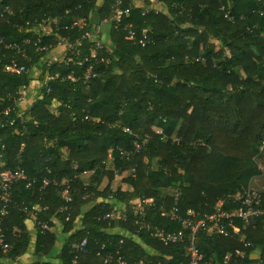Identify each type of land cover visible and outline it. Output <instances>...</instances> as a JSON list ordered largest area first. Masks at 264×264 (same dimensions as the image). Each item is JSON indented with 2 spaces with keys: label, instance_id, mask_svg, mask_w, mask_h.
<instances>
[{
  "label": "trees",
  "instance_id": "1",
  "mask_svg": "<svg viewBox=\"0 0 264 264\" xmlns=\"http://www.w3.org/2000/svg\"><path fill=\"white\" fill-rule=\"evenodd\" d=\"M121 1V8L129 11L117 26L108 21L115 0H102L100 5L97 0H0L4 39L0 42V119H5L2 114L7 108L13 115L17 90L31 85L32 67L39 60L44 58L43 72L57 74L49 81L50 92L43 86L40 97L24 112V123L16 119L6 131L0 130V168L21 166L28 175L12 188L18 207L10 209L6 218L0 214L4 241L15 242L0 256L15 259L27 252L26 223L35 217L33 207L39 208L40 221L52 226L51 218L56 216L65 228L62 245L53 231L39 235L35 257L58 248L55 258L63 264H71L75 256L66 237L74 226L79 227L76 236L89 240L79 264H103L97 254L101 248L116 258L115 250L121 246L119 257L129 263L183 261L178 245L163 244L131 223L97 219L99 211L129 210L143 198H153L167 209L175 207L179 213L203 212L217 198L250 189L260 193L264 207V0ZM47 20L54 21L52 34L34 35V29ZM106 21L110 40L101 37L97 62L88 40L80 41L77 48L64 43L74 42L96 25L102 36ZM53 40L68 48L67 56L57 62L48 61L46 51H39L51 47ZM9 41L24 47L26 56L5 49ZM14 57L24 65V73L11 74L2 67ZM78 60L82 63L76 64ZM91 64L95 76L86 78L82 70ZM195 94L215 97L217 102L232 95L242 133L222 128L205 109L187 108ZM55 102L58 114L50 110ZM144 140L135 151V143ZM110 148L114 153L108 161ZM258 178L261 189L253 186L259 187ZM73 186L102 197L100 207L90 203L71 212L79 200ZM67 188L74 191L69 202L62 195ZM128 217L139 218L131 211ZM256 225L244 230V241L221 236L208 244L201 236V251L213 260L211 264H223L225 255L236 250L246 253L242 261L254 263L249 255L264 243V218ZM122 227L132 236L114 233ZM248 242L251 247L245 246ZM171 256L175 260L169 261Z\"/></svg>",
  "mask_w": 264,
  "mask_h": 264
},
{
  "label": "built area",
  "instance_id": "2",
  "mask_svg": "<svg viewBox=\"0 0 264 264\" xmlns=\"http://www.w3.org/2000/svg\"><path fill=\"white\" fill-rule=\"evenodd\" d=\"M121 0H115L114 4L111 7V16L108 21H113L115 25H119L122 22V17L128 14L127 8H121ZM75 24V23H74ZM78 26H81V23H77ZM116 26V27H117ZM101 33H100V25H96L92 27V29H87L85 33H83L79 38H76L74 42H70L68 39L64 41V43L68 47H76L77 44L82 40H88L90 43V49L92 50V58L95 59V62L98 61V55L100 50L103 48V43L101 41ZM4 39L0 37V42ZM27 42L29 39L26 40ZM4 42V41H3ZM4 48L15 51L18 55L25 57L26 50L24 47H20L19 44L13 43L11 41L4 43ZM47 46H42L39 48V51H47ZM79 51V50H78ZM68 53L64 55L63 58L67 56ZM59 59L57 57L52 58L53 62H57ZM82 63L79 61L76 64ZM2 67L11 74H19L24 73L26 70L24 65L19 64L18 58L14 57L10 63L3 64ZM82 69V68H81ZM83 75L86 78L91 76H95V72L93 71L92 64L87 66L82 70ZM69 78L74 80V78L69 75ZM57 78V74H53L52 72H47L45 75V85L47 86V92H50L49 81L55 80ZM27 87H23L21 98L24 99L26 95ZM32 105V104H31ZM30 105V106H31ZM29 106V107H30ZM28 107V108H29ZM14 109V107H13ZM10 108H7L3 111V117L5 119H0V130L6 131L9 125H12L16 119L19 122L24 123L23 119L25 109L16 106L13 111V115H11ZM126 131L130 132L127 128ZM146 142L144 140L142 143H135V151H139L141 146ZM24 140H22L20 144V149L22 150L24 147ZM264 146V142L262 143L261 148ZM113 149L110 148L107 150V158L108 161L113 159ZM121 156L123 155V151L119 150L118 152ZM130 155V154H127ZM27 174L24 167H18L15 169L3 170L0 168V214L6 218L9 214L10 209H16L18 205L13 202V194L12 188L22 180L27 178ZM44 185L48 184V180L44 179ZM93 184V186H95ZM73 189L67 188L63 191L62 195L66 198V202H69L73 198ZM260 193L256 190H246L236 195L227 197V198H217L213 200L205 209V211H200L199 209H190L186 210L183 213L177 212L175 207L171 209H167L164 205L159 206L158 203L153 198H143L137 201L129 210L120 207L119 209H115L114 211L102 212L99 211L97 214V219L101 221L108 222H117L121 221L123 223H131L134 226L138 227L140 231H147L149 234L155 238L157 241L166 244V245H178L182 249L181 257H183V261L179 260L177 263H168V264H211L213 260L207 259L205 254L201 251L199 246V240L201 236H205V241L209 244L210 239H219L221 236H231L234 238H238L241 241L243 240L244 230L252 227L255 229L257 227L256 222L258 219L264 218V207L262 205ZM94 197L84 191L81 193V199L84 203L91 202L90 198ZM95 198V197H94ZM94 205L98 204L96 202H92ZM97 206V205H95ZM31 211L34 214V218L32 220L34 231L30 233V243L29 248L32 250L33 254L35 251L36 238L39 235L46 234L49 231V226L47 222L40 221L38 219V207H33ZM72 211V206L70 208ZM25 212L28 211L27 208L23 209ZM129 211L133 212L135 216L139 218L129 219L128 213ZM69 218V215L66 216V219ZM156 219L165 221L169 226H177V229H172L165 226H160ZM135 221V222H132ZM78 226H74L71 233H69L66 237L69 239V246L74 251L75 256L72 259L71 264H79V256L80 252H84L87 244V237H79L76 236V231L78 230ZM112 231L111 229L108 232ZM115 231V230H114ZM128 234H127V233ZM125 237H131L130 232L126 231V229H121L120 232ZM14 238L17 240L21 239L20 234H14ZM5 232L0 228V251L3 254L7 253L11 250L15 242L7 243L4 241ZM143 245V242H140ZM251 242H248L245 246L251 247ZM62 245V244H61ZM259 250H252L250 253V257L255 258V262L251 264H264V243L259 247ZM123 248L122 246L115 250L117 253V257L115 258L113 254L104 249L103 247L97 253L99 256L103 258V264H161V262H154L152 259H136L132 263H129L123 257H119ZM27 252L23 255H27L30 257V252ZM246 253L244 251L236 250L234 252L228 253L225 255L223 264H227L226 259L230 256H234L235 264H247V262L242 261ZM22 256H16L14 258H10L7 256H0V264H8L11 259H14L13 264H19ZM42 255V254H40ZM50 255V254H49ZM49 255H42L41 257H30L27 264H43L44 262H51V264H63L60 259L54 257V259L47 260L46 258ZM169 261L175 260L173 256L168 258Z\"/></svg>",
  "mask_w": 264,
  "mask_h": 264
},
{
  "label": "rangeland",
  "instance_id": "3",
  "mask_svg": "<svg viewBox=\"0 0 264 264\" xmlns=\"http://www.w3.org/2000/svg\"><path fill=\"white\" fill-rule=\"evenodd\" d=\"M97 1H98V5H100L102 3V0H97ZM17 2L20 3L21 0H17ZM166 21H170V20L168 18H166ZM53 23H54V21L47 20L44 23H42V25H39L37 29H34V31L32 33L34 35H37V34L38 35H51L52 34V24ZM102 26L104 28L103 29V32H102V37L105 38L107 41H109L110 39H108V37H109L108 22L106 21L105 23H103ZM109 43L110 42L106 43V46H108ZM126 43L129 44V39H128V41L126 40ZM30 44H32V41L31 40H30ZM75 48H77V47H75ZM67 50H68V48H67V46L63 42H61L59 40H55V41L53 40V42L51 43V47H48V50L46 51L45 56L48 58V61H51V59L52 58H55V57H57L59 59V61H60V60L63 59L64 55L66 53H68ZM76 51L79 52L78 49H76ZM43 61H44V58H43L42 61L39 60L37 62V65L34 66V67H32L33 70L31 71V74H33L34 77L30 81L32 87L29 88V90H28L29 93H26V96L27 95H31V97L34 98V99L42 94V92H43L42 91V88H43V86H45V75H46L45 72H46L47 69L43 72V70L41 68V65L43 64ZM79 61L80 60H78L76 63H78ZM48 64H50V63H48ZM46 65H47V63H46ZM187 65L190 68L192 66L191 63H187ZM19 91L20 90H17V92H19ZM188 91H190V90H188ZM196 95L197 94H195V98H191L190 99L192 103H190L187 106V108L191 107L192 105H196V106L197 105H200L201 107L209 106V109L210 110L211 109L212 110L215 109V105L212 104V103L210 104L211 98H207V97H210V96H204L203 100L201 102H198V99H197V96ZM21 96H22V91H20L19 97L16 99L15 104L13 106L16 105V106L21 107L22 105L26 104V102L27 103H30L32 101L30 98H27L26 100H24V99L21 98ZM57 104H58V102H55L54 105L50 108V110L54 114H58V112H59L58 109L56 108L57 107ZM228 105L229 104H225V106H228ZM228 112L231 113V114L233 112L232 116L231 117H228L227 122H226V124L229 125L228 128L229 129H232L233 126L230 127V124L231 123H235L234 121H236L235 120V116H234L233 108H231V110L228 109ZM236 124H237V122H236ZM180 131H181L182 134L185 133V131H186L185 125L182 126V128H181ZM230 132L233 133L234 131L231 130ZM38 158H39V160L42 159V158L43 159H46V157H41V156H38ZM156 166H157V164H155V167ZM146 167H147V164H144V168H146ZM116 179H119V177H117ZM257 184L259 185V187H257L255 184L253 186H255L256 188L261 189L260 187L262 186V181L260 180V178H258ZM74 190H75V195L77 196V198H79V200L76 201V203L72 206V212L77 213V211L79 210V207L81 209V205H87V204H90V203L96 202V201H97L98 204H95V205H97V207H100V204L99 203H102V200H103L102 197H98V198L91 197L90 198V201L91 202H88V203L85 204L82 201V199H81V193L84 190H81L80 188H77V187H74ZM73 193H74V191H73ZM32 220H30V221H28L26 223L27 224V228L30 231V233H32L34 231L33 224H32ZM51 220H54V222H52V226L47 223L48 226H49V231H53L55 233L56 239L58 238L59 239V242L60 241H63V231L65 229L64 228V224L61 222V219H59L56 216H53L51 218ZM122 228H123V230L126 229L125 227H122ZM115 232H118V231L115 230L114 233ZM60 244H62V243L60 242ZM57 249H55L53 251L51 250L48 254H45V255H49L50 254L46 259L47 260L54 259L55 255L58 253ZM28 250H29L28 252H30V257L34 258V255H36V254H33L32 250L29 247H28ZM30 257H27V255H23V257L21 258L19 264H27L28 263V260L30 259ZM226 261H227V264H235L234 263V256H230L229 255V258H227Z\"/></svg>",
  "mask_w": 264,
  "mask_h": 264
},
{
  "label": "crops",
  "instance_id": "4",
  "mask_svg": "<svg viewBox=\"0 0 264 264\" xmlns=\"http://www.w3.org/2000/svg\"><path fill=\"white\" fill-rule=\"evenodd\" d=\"M32 87L31 85L27 87L26 89V93H29V88ZM39 92V91H38ZM197 96V95H196ZM40 97V96H38ZM36 97V98H38ZM27 98H30L32 101L30 103H27L22 105L21 108L27 110L28 107L33 103V101L36 99L32 98L31 95H25V98L24 100H26ZM195 98V97H194ZM204 97H201V96H197V99H198V102H201L203 100ZM207 98H211L210 100V104H214L215 105V109H209V106H206V107H201L200 105H197L198 107L202 108V109H205L207 110L213 117L214 121H216L217 124H219L222 128L226 129V130H233L234 132L236 133H239L241 132L242 133V130L241 128L238 126V124H236V121H234L235 123H231L230 124V127L233 126L232 129H229V125L226 124L227 122V119L228 117H231L232 114L228 112V109L231 110L232 106H231V103H232V95H229L227 97L224 98V100L222 102H217L216 98L215 97H207ZM192 103V102H191ZM225 104H229L228 106H225ZM231 108H230V107Z\"/></svg>",
  "mask_w": 264,
  "mask_h": 264
},
{
  "label": "clouds",
  "instance_id": "5",
  "mask_svg": "<svg viewBox=\"0 0 264 264\" xmlns=\"http://www.w3.org/2000/svg\"><path fill=\"white\" fill-rule=\"evenodd\" d=\"M71 212H72V211H71ZM47 232H48V231H47ZM47 232H46V233H47ZM44 235H45V234H44ZM36 239H37V238H36ZM30 240H31V239H30ZM30 242H31V241H30ZM30 242H29V243H30ZM28 247H29V246H28ZM27 249H28V248H27Z\"/></svg>",
  "mask_w": 264,
  "mask_h": 264
},
{
  "label": "bare ground",
  "instance_id": "6",
  "mask_svg": "<svg viewBox=\"0 0 264 264\" xmlns=\"http://www.w3.org/2000/svg\"><path fill=\"white\" fill-rule=\"evenodd\" d=\"M52 222H54V220H52Z\"/></svg>",
  "mask_w": 264,
  "mask_h": 264
}]
</instances>
